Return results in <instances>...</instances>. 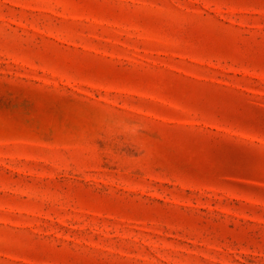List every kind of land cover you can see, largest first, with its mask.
Returning a JSON list of instances; mask_svg holds the SVG:
<instances>
[{"label":"rangeland","instance_id":"rangeland-1","mask_svg":"<svg viewBox=\"0 0 264 264\" xmlns=\"http://www.w3.org/2000/svg\"><path fill=\"white\" fill-rule=\"evenodd\" d=\"M0 264H264V0H0Z\"/></svg>","mask_w":264,"mask_h":264}]
</instances>
